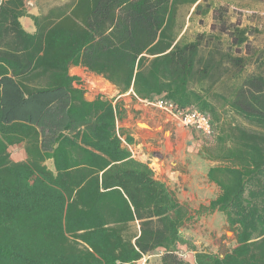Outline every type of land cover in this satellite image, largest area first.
I'll list each match as a JSON object with an SVG mask.
<instances>
[{"label": "trees", "instance_id": "obj_1", "mask_svg": "<svg viewBox=\"0 0 264 264\" xmlns=\"http://www.w3.org/2000/svg\"><path fill=\"white\" fill-rule=\"evenodd\" d=\"M200 1L74 0L39 17L26 0H0V264H138L159 252L160 264H264V60L250 42L258 30ZM183 7L211 14V32L181 35ZM255 64L259 73H248ZM72 68L118 95L89 101ZM125 95L197 109L214 135L219 109L244 123L216 138L209 155L220 165L207 177L220 193L198 212L226 218L236 246L224 255L193 246L182 232L188 207L124 146L134 144L118 127ZM20 144L28 160L13 162L9 149Z\"/></svg>", "mask_w": 264, "mask_h": 264}, {"label": "rangeland", "instance_id": "obj_2", "mask_svg": "<svg viewBox=\"0 0 264 264\" xmlns=\"http://www.w3.org/2000/svg\"><path fill=\"white\" fill-rule=\"evenodd\" d=\"M200 2L204 7H226L229 9V21L239 23L242 27L257 29L258 33L250 37V42L257 52H261L259 60H264V0H201ZM26 4L29 12L39 17L75 7L74 0H26ZM193 12L194 7H183L179 12L180 26H183L181 35L185 34L188 41L193 40L197 34L210 33L213 23L211 14L206 17L195 16ZM28 22L29 20L23 21L25 28ZM247 71L259 73L256 64L249 66ZM76 74L84 79L89 99L101 95L111 100L118 95V91L104 79L87 72L78 71ZM130 98L129 95L119 98L127 110V118L121 124L129 129L144 131L137 139L134 150L136 156L147 161L155 170L156 177L165 182L175 193L178 201L190 210L192 220L182 228V232L193 246L200 252L224 255L236 246L234 232L228 227L226 218L220 213L199 215L198 212L200 207L208 206L209 202L220 193L219 188L207 178L208 169L220 165L211 160L209 155L216 154V138L234 124L244 126V123L219 109L221 121L217 122L215 135L212 138H205L183 127L178 120L157 107ZM143 125L146 128H142ZM178 254L187 261L192 260L194 255L185 251H180ZM158 255L160 252L156 253L147 264H160Z\"/></svg>", "mask_w": 264, "mask_h": 264}, {"label": "crops", "instance_id": "obj_3", "mask_svg": "<svg viewBox=\"0 0 264 264\" xmlns=\"http://www.w3.org/2000/svg\"><path fill=\"white\" fill-rule=\"evenodd\" d=\"M29 20V22H28V24H27V28H25L24 27V25H23V21H28ZM31 20L29 19V18H23V19H21V23H22V25H23V27L25 28V30L27 31V32H29V33H31V34H33V33H35V31H36V29H35V26H34V23L31 21ZM78 71H80V72H86L84 69H82V68H72L71 69V74L72 75H76V76H79V77H81L79 74H76ZM88 74H90V73H88ZM92 75V74H91ZM81 79L83 80V82H84V79L81 77ZM77 87V86H76ZM84 88L86 89V86H85V82H84ZM86 97H87V99L89 100V101H92V100H94L95 98H93V99H89L88 98V93H87V95H86ZM130 100H132V98H130ZM118 127H121V128H124V129H126L127 131H128V133H129V135L134 139V144L133 145H128L127 143H125L124 142V146H126L131 152H132V155H133V157L136 159V160H138V161H140V162H142V163H146V164H148L149 165V163L147 162V161H144V160H142L141 158H139V157H137L136 156V153L134 152V150H136V147L135 146H137V139H139V137H140V134H142V132H144L143 130H139V129H134V128H132V129H129V128H126V127H124L121 123H118ZM9 153H10V155H11V160L13 161V162H26L27 160H28V156H27V153H26V151H25V145L24 144H20V145H17V146H14V147H10V149H9ZM149 167H150V165H149ZM151 168V167H150ZM152 169V168H151ZM210 169V168H209ZM208 169V170H209ZM153 170V169H152ZM154 171V173H155V170H153ZM209 172V171H208ZM177 173V172H176ZM208 174V173H207ZM157 176V174L155 175V177ZM208 178V177H207ZM156 179H158L159 180V178L158 177H156ZM161 181V180H160ZM130 232L133 234V236L135 237H137V236H139V234H140V226H139V223L138 222H136V223H132L131 224V226H130ZM134 242V241H133ZM163 253L162 252H160V255H162ZM160 255H158L157 257L158 258H161L160 257ZM154 258V255H148V256H144L143 257V259L142 260H140L139 262H138V264H143V263H145V264H147L151 259H153ZM191 262H194V255H193V258H192V260H190Z\"/></svg>", "mask_w": 264, "mask_h": 264}, {"label": "built area", "instance_id": "obj_4", "mask_svg": "<svg viewBox=\"0 0 264 264\" xmlns=\"http://www.w3.org/2000/svg\"><path fill=\"white\" fill-rule=\"evenodd\" d=\"M143 102L157 107L163 112L169 114L172 118L178 120L183 127L195 131L205 138H212L214 135V126L212 124L211 117L208 114H205L197 109L178 111L173 104L162 100Z\"/></svg>", "mask_w": 264, "mask_h": 264}, {"label": "bare ground", "instance_id": "obj_5", "mask_svg": "<svg viewBox=\"0 0 264 264\" xmlns=\"http://www.w3.org/2000/svg\"><path fill=\"white\" fill-rule=\"evenodd\" d=\"M142 128H146V126L143 125Z\"/></svg>", "mask_w": 264, "mask_h": 264}]
</instances>
